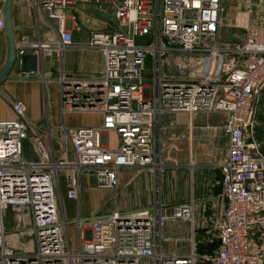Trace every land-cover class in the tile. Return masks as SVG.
<instances>
[{"label":"built area","instance_id":"2783aa9c","mask_svg":"<svg viewBox=\"0 0 264 264\" xmlns=\"http://www.w3.org/2000/svg\"><path fill=\"white\" fill-rule=\"evenodd\" d=\"M5 1L0 0V29L6 28ZM31 3L40 9L51 31L57 32V39L27 42L18 55L25 53V47L48 50L73 45V26L81 28L67 10L82 4H95L115 14L118 24L116 29H94L90 34L88 46L103 53L100 81L83 80L62 89L63 114L99 111L104 114L102 125L63 127L66 138L48 131L46 140L43 129L25 116L21 101L13 102L17 119L0 121V264H264V246L252 249L254 231L264 237V153L256 136L264 87V0H246L245 22L240 26L243 39L224 44L220 31L226 0ZM170 51L208 56L210 69L194 72L191 78L165 77L164 57ZM29 76L28 71L21 75ZM168 113L224 116L227 148L223 159L213 163L222 173L221 218H209L215 233L209 232L208 242L219 241L213 254L196 253L194 232L192 252L164 251L168 220L188 221L192 231L196 223L194 200L173 205L169 214L163 199L162 177L170 166L165 154L169 140L164 116ZM109 131L117 135L115 147L110 146ZM30 135L35 136L32 149L37 159H31L25 149ZM67 142L70 156L56 148L61 144L66 150ZM189 166L193 169L194 163ZM133 168L153 175V202L149 207L87 220L79 214L72 245L62 189L68 199L79 202L84 174L93 173L100 186L113 188L118 172ZM9 210L14 213V227L25 228L22 232L8 230ZM23 236L29 239L18 243Z\"/></svg>","mask_w":264,"mask_h":264},{"label":"crops","instance_id":"0c3cea01","mask_svg":"<svg viewBox=\"0 0 264 264\" xmlns=\"http://www.w3.org/2000/svg\"><path fill=\"white\" fill-rule=\"evenodd\" d=\"M89 8H100L95 4H82L77 9H69L67 10V16L72 17L73 15L76 16V24L81 28V30L76 29L71 22H69V26L72 28L74 32V43L73 45L66 46L62 49L59 48H50L45 50L44 54H52V66L51 71L43 73L41 67L39 66L36 72L28 71L31 74L29 77H21L23 70L20 69V60L21 56L17 54V61L18 64L8 73V76L0 82V121L2 120H11L17 119L18 115L15 113L13 108V102L21 101L25 104V116L29 121L38 125L40 128L43 129L41 132L42 138L48 140L50 131L52 134L57 135L61 138H66V134L63 130V127L68 128H77V127H84V126H100L104 120V114L99 111H72V112H65L62 113L61 106H62V88L61 82L59 78L64 75L66 79H74L80 78L84 81H87L92 84H96L100 81L101 75L104 68V58L103 53L100 48L97 47H89L88 43L90 40L91 31L96 30H108V27L99 28L100 23L97 21L99 20L98 17L95 16L93 12H90ZM101 9V8H100ZM86 13V14H93L92 16H86V20H81L78 16V13ZM13 25H14V34H15V41H16V51L24 46L25 43L31 42L36 43L39 41L46 42L51 37L57 39V32L56 34L51 31L50 27L44 21V17L40 11V9L34 8L30 4L21 3L20 0H16L13 5ZM102 20V19H100ZM108 23H112V21L106 20ZM93 24L91 26L90 24ZM112 29L117 28V24H110ZM38 48V47H37ZM36 47H25V52L27 50H31L32 53H37L38 49ZM8 57V40L6 34V28L0 29V70L4 66L7 61ZM69 85V83H68ZM66 88H72L70 86ZM60 92V94H59ZM58 94L60 98V103L58 104ZM50 105V106H49ZM169 114H185L187 115V123L183 127H177L176 125L169 128V135L166 146V157L169 159H176L175 157H180L182 159L177 158L174 161L179 162V166H174L173 162L170 161V166L166 170L169 172L167 178L168 181V196L165 199V203L167 206L171 207L173 205L188 202L191 199L195 201L196 204H204L203 209L206 205L210 204V209H215V212L211 215L214 216L216 220H218V207H219V200L221 192H218L219 186L221 185L222 173L220 168L215 166L214 164L207 163L211 157H207L209 154L213 153L209 151L208 146H205V141L198 140V146H196V140L194 142L193 135H195L194 131H199V129H209L213 130L212 132L214 135L218 133V126L213 125L210 122H207L204 125H197L195 124L196 115H188L186 113H169ZM225 133L226 141L225 147L222 150V153H219L220 157L217 159L216 156L214 157V163H218L221 161L225 155V151L227 148V141L228 137L225 132V128L221 127ZM114 132V131H109ZM186 132L188 134L186 136ZM114 134H116L114 132ZM117 136V135H116ZM181 136V138H180ZM35 138L34 135H30V139H26L24 141L25 149L27 151V155L31 159H37L38 155L33 153L34 142L33 139ZM186 140L187 141V148L185 147H178L175 148L174 144L177 141ZM215 140L212 139V143ZM117 145V144H116ZM113 145L112 147H115ZM56 148L59 149L61 152L65 151V156L71 155V145L67 142L66 150L64 147L59 144L56 145ZM176 149V153L169 152L171 149ZM187 151L188 155H185V151ZM197 150V151H196ZM31 151V152H30ZM60 154V152H59ZM206 156V157H205ZM198 157H202L203 160L201 163L198 164ZM194 163V168L191 169L189 164ZM135 173V177L137 178L140 171H147V169L141 168H133L129 169ZM181 170V171H180ZM123 169L119 172L122 173ZM165 171V172H166ZM164 172V173H165ZM175 172V173H174ZM198 173V183L195 181V175ZM84 174L83 178L85 175ZM90 175V174H88ZM134 177V178H135ZM153 177V175H152ZM189 179L192 177L193 180V191L192 193H187L185 196L183 192L179 193L175 196V189L174 186L178 183H183L186 181L185 178ZM136 179H134V182ZM128 182V181H127ZM185 185V184H184ZM163 186V194L166 189ZM165 188V189H164ZM174 189V190H173ZM166 193V192H165ZM164 199V197H163ZM66 200H71L72 202L75 200L64 199L62 193V201L63 204ZM206 204V205H205ZM146 206H136L134 210L144 208ZM222 208V207H221ZM198 210V209H197ZM118 211V210H115ZM132 211V210H131ZM222 211V209H221ZM221 211H220V218H221ZM199 217L200 215V210ZM196 216L197 213L195 212ZM80 215L82 217V212L80 210ZM196 218V217H195ZM201 219V218H200ZM188 222V221H186ZM201 222V220H200ZM201 224V223H200ZM196 225V223H195ZM256 235H260L261 237H257ZM193 236V235H192ZM261 246H264V237L261 235L260 232L254 231L252 235V249L259 250ZM176 254H188V253H176Z\"/></svg>","mask_w":264,"mask_h":264},{"label":"rangeland","instance_id":"374dc122","mask_svg":"<svg viewBox=\"0 0 264 264\" xmlns=\"http://www.w3.org/2000/svg\"><path fill=\"white\" fill-rule=\"evenodd\" d=\"M16 1V0H15ZM21 3L24 4H30L31 0H20ZM259 1V0H255ZM246 0H226L225 4V11L222 16V26L220 31V43H237L243 39V28L240 27L245 22V7L244 3ZM111 11V10H110ZM93 16V14H86V13H78V16L81 20H86V16ZM253 20H255V14L253 15ZM100 23L99 28H105L108 27V30H112V26L110 24L116 25V23H108L106 20H98ZM93 26V24H90ZM139 42V41H138ZM211 65V59L208 56H202L201 53L197 52H175L170 51L165 57H164V76L180 79L182 77H188L191 78L192 75H194V72H200V71H208L210 69ZM151 64L148 63L147 65V73L150 72ZM145 72V77L148 78L149 74ZM60 94V92H59ZM58 94V104L60 103V98ZM50 106V105H49ZM264 111V105L262 106V109ZM68 113V112H67ZM207 122H210L213 125H217L219 128L218 133L214 135L212 132L213 130L209 129H199V131H194L195 135H193L194 142L196 140V146H198V140L205 141V146H208L209 151H212L213 153L209 154L207 157H211L212 159H209L207 163L213 164L214 157L218 159L220 157L219 153H222L223 148L225 147V133L223 128L224 123V116L222 113H214L211 115L200 113L195 118V124L197 125H204ZM187 123V115L185 114H166L164 116V125L166 126H174L177 127H183ZM169 128L165 132V139H167L169 135ZM186 136L188 135V132L185 133ZM181 138V136H180ZM212 139L215 140L214 143H212ZM258 139V138H257ZM109 140H110V146L117 144V136L114 134V132L109 133ZM175 148L185 147L184 149H188L187 147V141L181 140L175 142L174 144ZM185 155L187 156L188 153L186 150ZM197 151V150H196ZM169 152L176 153V149H171ZM168 152L165 151V154ZM206 157V156H205ZM176 159H182L180 157H175ZM202 157H198V166L199 163H201L203 160ZM174 157L172 159H167L169 162L176 160ZM181 171V170H180ZM175 173V172H174ZM90 174V175H88ZM83 178V186L81 191V199L80 201H71L66 200V202L63 204V209L65 211L66 221L68 224V230L71 238V243L73 245L74 237L77 236L75 232V224L74 221L76 218H78V215L80 214V210L82 212V219H92L97 216H104L112 213L115 210L122 211V212H130L131 210H134L136 206H148L153 202V177L147 171H140L137 178L135 177V173L132 172V170L129 169H123L122 173L118 172V180L117 183L113 188H107L100 186L95 179V176L93 173H88ZM169 172L166 171L163 174L162 183L166 189L163 194L164 200L167 199L168 196V179L167 178ZM135 177V178H134ZM134 179L136 181L134 182ZM186 181L183 183H178L174 186L175 189V196L181 192L184 193L186 196L187 193H192L193 191V180L192 177L189 179L185 178ZM128 181V182H127ZM195 181L198 183V173L195 175ZM173 189V190H174ZM62 193L64 196V199H66V193L65 189H62ZM166 201V200H165ZM206 205V204H205ZM204 204H196V225L195 230L192 231V224L190 222H186L183 220H168L165 224L164 231H163V243H164V251L168 254L170 253H190L192 252V235L194 232V238H195V244L196 243H203L204 239L207 237H210L208 232L211 234L215 233V230L213 228V224L210 222L211 215L215 212V209H210L209 205H206V207L203 209ZM171 208L172 206L168 207V212L171 214ZM200 210V217L199 212ZM6 223L8 224V230L22 232L25 228H18L14 227V222L12 223L14 219V213L9 210L6 215ZM201 218V219H200ZM201 220V222H200ZM201 223V224H200ZM30 229V228H28ZM262 235V234H261ZM21 236L18 234V237ZM258 238L261 237L260 235H256ZM29 239L28 236H23L20 239H18V243L25 242ZM198 248L199 247H195ZM198 249H196V253H198Z\"/></svg>","mask_w":264,"mask_h":264},{"label":"water","instance_id":"95a60500","mask_svg":"<svg viewBox=\"0 0 264 264\" xmlns=\"http://www.w3.org/2000/svg\"><path fill=\"white\" fill-rule=\"evenodd\" d=\"M15 0H6L4 5V15L6 19V34L8 40V57L4 66L0 70V82L8 76V73L18 64L17 61V51H16V41L14 34V25H13V5ZM90 12H93L96 17L102 20H109L113 23L118 24L116 15H109L104 10L100 8H89ZM126 29V28H125ZM37 53H32L31 50H27L22 56L20 60V69L25 71H33L36 72L38 67L40 66L43 73L50 72L52 66L53 55L52 54H44L45 50L41 48H37ZM33 74V73H31ZM32 77V75H31ZM61 82V88L63 89L68 83L78 84L83 81L80 78L74 79H66L64 75L59 78ZM222 206V200H219L218 207V221L220 220V211Z\"/></svg>","mask_w":264,"mask_h":264},{"label":"trees","instance_id":"16d2710c","mask_svg":"<svg viewBox=\"0 0 264 264\" xmlns=\"http://www.w3.org/2000/svg\"><path fill=\"white\" fill-rule=\"evenodd\" d=\"M139 42H142V40H138ZM264 105V87L262 88L261 91V98L260 101L258 103V111H257V126H256V136L258 138V140L261 143V150L264 153V111L261 110L262 106ZM222 192V185L219 186L218 192L220 193ZM210 206V204H209ZM211 210V209H209ZM209 234V232H208ZM210 235V234H209ZM208 238H205L203 243H196V248L198 249V253L201 255H205V254H213L215 253V251L218 249L219 247V241L215 240L213 243H209L208 242Z\"/></svg>","mask_w":264,"mask_h":264}]
</instances>
